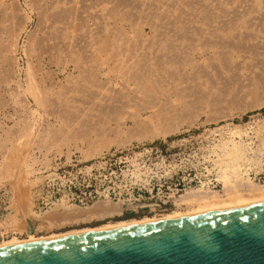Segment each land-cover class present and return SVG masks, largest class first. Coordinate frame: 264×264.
Returning a JSON list of instances; mask_svg holds the SVG:
<instances>
[{
    "label": "rangeland",
    "instance_id": "obj_1",
    "mask_svg": "<svg viewBox=\"0 0 264 264\" xmlns=\"http://www.w3.org/2000/svg\"><path fill=\"white\" fill-rule=\"evenodd\" d=\"M238 127L264 187V0H0V244L228 199Z\"/></svg>",
    "mask_w": 264,
    "mask_h": 264
},
{
    "label": "water",
    "instance_id": "obj_2",
    "mask_svg": "<svg viewBox=\"0 0 264 264\" xmlns=\"http://www.w3.org/2000/svg\"><path fill=\"white\" fill-rule=\"evenodd\" d=\"M0 264H264V206L0 250Z\"/></svg>",
    "mask_w": 264,
    "mask_h": 264
},
{
    "label": "bare ground",
    "instance_id": "obj_3",
    "mask_svg": "<svg viewBox=\"0 0 264 264\" xmlns=\"http://www.w3.org/2000/svg\"><path fill=\"white\" fill-rule=\"evenodd\" d=\"M239 128L240 127L234 129L233 131L231 130L230 135H229L230 136L229 140L222 143V146L220 147V152L218 154L216 152H214V153H216V155H215L216 160H214L213 165L215 166L216 171H217V177H218L217 180L223 184L224 190L228 193V197H229L228 199L216 201L214 199H217V197H210L208 199H203L202 202H198L196 206L192 207L190 210H188L186 212H174L172 214L164 215L161 218H152V219L146 218V219H142V220H133V221L127 220V221L117 222L114 224L104 225V226L98 227V228H91V229L86 228V229L79 230L76 232H70V233L61 234V235H52L49 237H41V238L30 237L29 239H23V240L15 237L13 239L3 241L0 244V250L13 249V248L24 247V246H31V245L42 244V243L56 241V240L68 239V238H78V237H84V236H90V235H96V234H108V233L120 232V231H125V230L136 229V228H142V227L151 226V225H155V224H162V223H166V222H172V221L184 220V219H189V218H194V217H199V216H205V215H209V214L234 211V210L250 208V207L264 206V187L257 184L254 180L249 178V174L252 171L251 170L252 168L250 169V167H248V165H247V163L250 162L249 160L246 159L247 157H246V154L244 151L247 148L245 147V149L243 150L244 147L242 148V146L239 145L240 142L236 143L234 141L236 137H242L243 134L246 135L245 133L241 132V129H239ZM260 128H263V127H260ZM259 129H258V131H260ZM261 131H262V129H261ZM258 133L259 132H257V135H258ZM260 133H262V132H260ZM261 146L264 147V139L261 140ZM218 151H219V149H218ZM19 153H17V154H19ZM21 156H20L21 159L27 158L26 156L30 157V155H26V156L24 155L23 157H21ZM18 157H19V155H18ZM28 158H27V160H28ZM14 161H16V165H17V163H20L22 165V161L17 162V159ZM263 161H264V159H263ZM23 162H25V161H23ZM261 163H264V162H261ZM250 165H252V164H250ZM24 166L26 168L27 165H24ZM262 167L264 170V164ZM26 169H28V166ZM14 170H20V169L14 167ZM30 170L31 169L29 168V172H32V170L31 171ZM253 170H254V167H253ZM22 171H24V170H22ZM209 171H207V172H209ZM12 172L16 174V172H14L13 170L10 173H12ZM258 172H259V170H258ZM9 174L6 176H3V177H6L8 179ZM24 174L27 175L29 173L28 172L26 173V171H24ZM30 174H32V173H30ZM17 175H18V173H17ZM22 175H23V173H22ZM22 175H21V177H22ZM16 177L18 178L19 176H16ZM16 177H12V178L17 179ZM28 178H27V180H28ZM10 179H11V176H10ZM10 179H8V180H10ZM25 180H26V178H25ZM11 181L14 182L15 180L11 179ZM17 181H18V179H17ZM37 181H39V180H37ZM15 184H17V183H15ZM201 185H202V183H201ZM13 186H14V184H13ZM15 186L17 187V185H15ZM16 187H13V189L14 188L16 189ZM26 188H28V187H26ZM24 190H25V188H24ZM19 191H21V188L19 189ZM26 191L27 190H25V192ZM25 192H23L24 194L22 193L21 196L25 195ZM199 192H201V191L198 190L197 193H199ZM16 193H17V190H16ZM16 193H14L15 196H16ZM17 195H18V193H17ZM21 196L19 195V197H21ZM194 196L195 195H189L187 197L188 200L184 198V199H182V201H185V202L188 201L190 203L197 202L194 199ZM26 197H25V199H23L24 198V196H23L22 200H25L23 202H27ZM16 198H17V196H16ZM30 198H31V196H30ZM210 199H213V200H210ZM17 200L22 201L21 198H19ZM20 201H19V203L21 206L22 202H20ZM14 205H16V204H14ZM23 206L24 205H22V207ZM30 206H28V208H30ZM22 207H20V208H22ZM23 208L25 209V207H23ZM94 210L95 209L78 212L79 215H77L76 217H82V216L90 215L94 212ZM15 211H17V210H15ZM20 211L22 212L21 209H20ZM29 211L31 212L34 210H27V212H29ZM16 213H18V212H16ZM23 213L25 214L24 226L27 227L28 224H29V226L33 225L31 223V218H30L32 215L29 213H26L25 210ZM23 213H21L20 215L22 216ZM42 222H43L42 226H45V227H51L52 226V223H51L52 221L50 220L49 217L47 219L43 220ZM24 226H23V229L25 228ZM33 226H35V225H33ZM35 232H36V226H35ZM29 235L33 236L34 234H29Z\"/></svg>",
    "mask_w": 264,
    "mask_h": 264
}]
</instances>
